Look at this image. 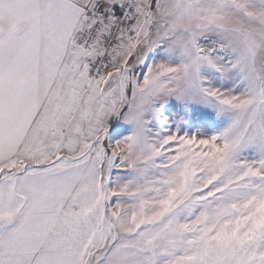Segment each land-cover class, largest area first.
Returning <instances> with one entry per match:
<instances>
[{"label":"snow or ice","instance_id":"snow-or-ice-1","mask_svg":"<svg viewBox=\"0 0 264 264\" xmlns=\"http://www.w3.org/2000/svg\"><path fill=\"white\" fill-rule=\"evenodd\" d=\"M0 264H264V0H0Z\"/></svg>","mask_w":264,"mask_h":264}]
</instances>
